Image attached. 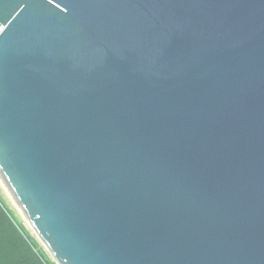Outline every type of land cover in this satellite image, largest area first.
Listing matches in <instances>:
<instances>
[{
	"label": "water",
	"instance_id": "obj_1",
	"mask_svg": "<svg viewBox=\"0 0 264 264\" xmlns=\"http://www.w3.org/2000/svg\"><path fill=\"white\" fill-rule=\"evenodd\" d=\"M0 183L56 264H264V0H0Z\"/></svg>",
	"mask_w": 264,
	"mask_h": 264
},
{
	"label": "trees",
	"instance_id": "obj_2",
	"mask_svg": "<svg viewBox=\"0 0 264 264\" xmlns=\"http://www.w3.org/2000/svg\"><path fill=\"white\" fill-rule=\"evenodd\" d=\"M0 264H56L1 198Z\"/></svg>",
	"mask_w": 264,
	"mask_h": 264
},
{
	"label": "rangeland",
	"instance_id": "obj_3",
	"mask_svg": "<svg viewBox=\"0 0 264 264\" xmlns=\"http://www.w3.org/2000/svg\"><path fill=\"white\" fill-rule=\"evenodd\" d=\"M0 198L14 212V214L16 215V217L18 218V220H20V222L25 226V228L30 232V234L36 239V241L38 242L39 246L47 254L48 258L54 262V260L52 259L51 255L49 254V252L45 249V247L43 246V244L41 243V241L37 238V236L35 235V233L31 229L30 225L25 220V218L22 216V214L20 213V211L18 210V208L14 204L13 200L11 199V197L5 191V189L3 188V186H2L1 183H0Z\"/></svg>",
	"mask_w": 264,
	"mask_h": 264
}]
</instances>
